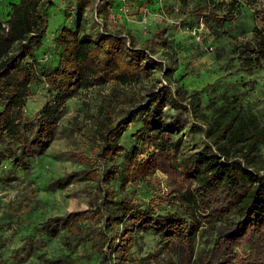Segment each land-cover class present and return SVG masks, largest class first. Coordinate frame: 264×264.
Returning a JSON list of instances; mask_svg holds the SVG:
<instances>
[{"label": "trees", "instance_id": "trees-1", "mask_svg": "<svg viewBox=\"0 0 264 264\" xmlns=\"http://www.w3.org/2000/svg\"><path fill=\"white\" fill-rule=\"evenodd\" d=\"M84 3L77 0L74 26H63L56 35L59 52L52 65L41 63L36 55L46 34L52 0L11 1L6 17L0 16V161L10 163L4 179L16 178L12 171L18 168L27 175L25 166L32 155L42 154L53 138L61 106L81 88L100 87L109 81L116 84L112 88L129 85L154 70L161 71L165 83L149 87L142 95L123 97L129 106L117 119L111 110L119 89H112V97L99 103L93 143L77 152L81 166L70 172L93 183L88 189V207L48 215L40 223L39 241L66 228L79 238L82 234L91 237L105 264H131L127 248L133 233L151 232L179 248L178 262L169 258L166 264H264V123L260 116L245 110L235 93L223 92L219 102L203 103L200 89L173 84L176 51L170 48L166 60L154 54L155 46L166 42L164 29L137 45L133 36L105 25L103 12L109 0L96 6V17L101 15L95 21L97 27L85 30ZM229 3L193 0L185 22L201 20L220 35L224 23L236 17ZM255 11L264 15V1ZM233 51L240 69L264 66L262 27L254 26L252 36ZM41 80L49 86L48 98L32 114L18 118L32 84ZM184 114L193 117L187 129ZM132 121L141 124L134 140L123 145L119 139ZM195 133L198 136L191 138ZM189 142L194 147L185 152L183 147ZM117 154L122 155L120 161L114 159ZM157 169L168 177L174 208L156 209L150 200L132 199L118 191L128 181L146 179ZM70 174L56 177L51 186L69 182ZM22 218L13 211L3 213L0 229L10 232L9 236L0 232V249L19 231L13 223ZM203 228L212 236L196 248ZM33 237L28 231L16 248L19 259L30 252ZM241 245L252 249V258L235 251Z\"/></svg>", "mask_w": 264, "mask_h": 264}, {"label": "rangeland", "instance_id": "rangeland-1", "mask_svg": "<svg viewBox=\"0 0 264 264\" xmlns=\"http://www.w3.org/2000/svg\"><path fill=\"white\" fill-rule=\"evenodd\" d=\"M11 1L0 0L1 17H6ZM84 1L83 27L85 30L95 29L96 19L97 22L101 19V15L96 17L95 9L103 0ZM109 1L110 5L103 12L105 25L111 30L120 29L133 36L137 45H141L154 31L164 29L162 35L165 34L166 42L164 45L157 44L154 54L166 60L170 48L176 51L178 66L173 72L176 79L173 84H182L187 89H200L203 103L211 99L219 102L223 92L235 93L243 108L257 113L264 123V66L245 71L238 67V60L233 55L234 46L250 38L254 26L264 30V15H259L261 11L254 12L255 8H261L264 0H224L230 2L228 7L233 12H237L233 20L224 23V32L220 35L212 33L201 20L190 24L185 22L193 0H126L125 5L121 0ZM76 5L77 0H52L48 7L46 34L36 50L41 63L52 65L56 62L59 47L55 37L63 26H74ZM112 83L109 81L100 87L81 88L67 98L53 127L52 140L42 154L32 155L25 166L27 175L23 173V168H18L12 171L18 175L16 178L9 176L4 179L10 163L8 160L0 161V222L7 211L23 217L22 221L13 223L19 231L9 237L7 245L0 249V264H105L87 234L81 233L83 237L79 238L78 234L60 228L55 234L47 235L43 241L39 239L43 234L40 223L48 215L88 207V189L93 183L78 173L70 172L81 166L76 157L77 152L86 151L93 143V120L99 103L106 96L112 97V89H119V98H112L111 110L112 116L117 119L129 106L122 100L123 97L131 93L142 95L149 87L157 88L165 80L160 70H154L149 77L129 85L117 84L112 88L116 85ZM47 87L45 80L32 84L31 93L17 112L18 118L39 109L48 98ZM183 116L186 123L184 129H187L193 117L190 114ZM140 124V121L129 122L119 139L120 143L129 145ZM195 134H191V138L198 136V133ZM193 147L189 142L183 149L186 152ZM114 159L120 161L122 155L117 154ZM68 174L71 175L69 182L58 184L60 187L57 188L51 186L56 177ZM167 180V175L157 169L146 179L128 181L118 191L132 199L150 200L149 204L153 205L154 202L156 209L159 206L172 209L174 207L170 204L173 199ZM28 199L32 202H28ZM34 225L37 228H33ZM208 230L205 228L198 233L196 248L208 239ZM28 231L34 233L33 246L25 258L19 259L15 254L16 248L23 243ZM0 232L9 236L10 230L1 228ZM132 238L127 248L131 264H166L169 258L175 262L179 260V248L164 237L151 232H136ZM234 249L253 257V251L247 245Z\"/></svg>", "mask_w": 264, "mask_h": 264}, {"label": "built area", "instance_id": "built-area-1", "mask_svg": "<svg viewBox=\"0 0 264 264\" xmlns=\"http://www.w3.org/2000/svg\"><path fill=\"white\" fill-rule=\"evenodd\" d=\"M121 1L124 3V4L123 3L122 4L125 5L126 0H121ZM157 2H162V0H157ZM126 9H127L126 6H124V10H126Z\"/></svg>", "mask_w": 264, "mask_h": 264}, {"label": "crops", "instance_id": "crops-1", "mask_svg": "<svg viewBox=\"0 0 264 264\" xmlns=\"http://www.w3.org/2000/svg\"><path fill=\"white\" fill-rule=\"evenodd\" d=\"M12 1H17V0H12Z\"/></svg>", "mask_w": 264, "mask_h": 264}]
</instances>
